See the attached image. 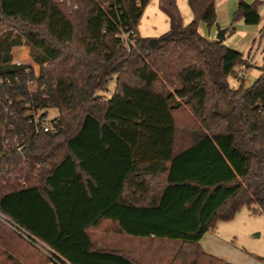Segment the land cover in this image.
Returning a JSON list of instances; mask_svg holds the SVG:
<instances>
[{
	"label": "trees",
	"instance_id": "obj_1",
	"mask_svg": "<svg viewBox=\"0 0 264 264\" xmlns=\"http://www.w3.org/2000/svg\"><path fill=\"white\" fill-rule=\"evenodd\" d=\"M150 1L0 0V264H233L200 240L264 214V59L247 86L250 54L199 31L216 0H188V24L158 0L171 28L142 36ZM262 3L238 0L233 22L259 24ZM53 107L54 131L26 114ZM109 220L150 241L142 257L97 244Z\"/></svg>",
	"mask_w": 264,
	"mask_h": 264
},
{
	"label": "rangeland",
	"instance_id": "obj_2",
	"mask_svg": "<svg viewBox=\"0 0 264 264\" xmlns=\"http://www.w3.org/2000/svg\"><path fill=\"white\" fill-rule=\"evenodd\" d=\"M254 1V0H253ZM188 2L180 3V12L182 14L184 24L191 22L193 14ZM188 6V7H187ZM264 6V5H263ZM262 6V7H263ZM263 22L258 32L252 31L253 28H257V25H247L245 22L241 21V24L248 26L250 29L251 39L249 40L246 34L242 32L238 33V43H234L233 38L234 31L239 28L236 23L233 22L230 30L224 36V44L235 48L241 52L246 51L245 55L250 54L252 62L254 63L252 67H246L245 65H238L237 71L245 75L246 85L250 86L260 75L259 66L263 63L264 59V8H261ZM242 26V25H241ZM139 31L142 36L147 37H160L164 31H169L171 28L169 17L164 13L158 6V0H151L150 3L145 8L143 16L139 23ZM227 28L226 26H221L217 29V24L212 28L215 35L219 33L220 30ZM209 31V27L207 26ZM241 30V29H240ZM239 30V31H240ZM249 34V35H250ZM241 40V42H240ZM248 42L250 43L248 46ZM250 51V53H249ZM13 59L14 61H21L23 63H30L32 59L29 54V47L24 45L23 47L13 48ZM35 71L39 70L37 64L33 65ZM230 85L236 86L238 80L235 76L230 75L228 77ZM115 90V79L111 80L109 83V91L102 93L106 95L107 98L111 97ZM41 112V111H40ZM59 115L57 108H50L47 113L48 120H53ZM118 227H116L117 229ZM216 235L222 240V245L220 246L221 256L224 260L231 262L233 264H264V214H254L249 208L243 206L239 209L235 216L228 221H219L214 228ZM116 239L119 242L127 241L123 234H117ZM117 241V242H118ZM149 243V240L145 241ZM161 247H166V245L160 243Z\"/></svg>",
	"mask_w": 264,
	"mask_h": 264
},
{
	"label": "crops",
	"instance_id": "obj_3",
	"mask_svg": "<svg viewBox=\"0 0 264 264\" xmlns=\"http://www.w3.org/2000/svg\"><path fill=\"white\" fill-rule=\"evenodd\" d=\"M176 1L178 4V7L180 6L181 2H183V3L188 2V0H176ZM247 1L252 2L253 0H247ZM261 1L263 3L261 5L259 11L261 14V18H262L261 23H262L263 17H262L261 8H264V6H263L264 0H261ZM187 5H188V3H187ZM237 8H238V0H216L217 29H219L221 26H226L227 27L226 34H227V32L230 30V27L232 26L233 15H234V12L236 11ZM241 21H243V20H240L238 23H236L237 26L239 25V28H236V30L234 31L235 36L233 38L235 39V42H234L235 44L238 43L237 42L238 38H236V37H238L237 35L239 32L246 34L248 36L249 40L251 39L250 38L251 34H252V36L254 35L253 33L250 32L251 28H249L248 26H245L244 24H241ZM261 23L257 26V28H253L252 31L258 32L260 27H261ZM213 27L209 28V31H208L207 24L204 22H200L198 29L203 35L208 36L209 38L215 39L216 35H215V32L213 33V31H212ZM166 32L167 31H164L161 34V36L163 34H165ZM139 33H140V31H139ZM160 37H158V38L151 37V38L158 40ZM240 42H241V40H240ZM249 44L250 43L248 42V46H249ZM243 53L245 54L246 51H243ZM249 53H250V51H249ZM116 227L117 226L112 221L109 220V222H107V224H105L104 226L103 225L92 226L90 228V232H91L93 239L97 242V244L99 246H108V247L116 248V249L119 248V249H122L125 252L129 253L132 256L142 257L145 254V251H147L149 249V246L145 242L146 239L121 233V234L125 235L124 238L128 239V240L124 241V242H119L116 239V237H118L117 234H119V233H115ZM200 245L206 253L215 255L219 258H222L221 250L219 249L220 246L222 245V240L220 239L219 236L216 235L215 229H212V230L206 232V234L200 240ZM151 256H152V253L149 254V258Z\"/></svg>",
	"mask_w": 264,
	"mask_h": 264
},
{
	"label": "built area",
	"instance_id": "obj_4",
	"mask_svg": "<svg viewBox=\"0 0 264 264\" xmlns=\"http://www.w3.org/2000/svg\"><path fill=\"white\" fill-rule=\"evenodd\" d=\"M24 45L18 46L23 47ZM16 63L20 64L23 63L21 61H15ZM26 114L30 116V122H33L38 129H42L44 131L50 132L54 131V126L52 120H48L46 115H43V111H32V110H27ZM20 149V147H19Z\"/></svg>",
	"mask_w": 264,
	"mask_h": 264
},
{
	"label": "water",
	"instance_id": "obj_5",
	"mask_svg": "<svg viewBox=\"0 0 264 264\" xmlns=\"http://www.w3.org/2000/svg\"><path fill=\"white\" fill-rule=\"evenodd\" d=\"M226 31H227V28L220 30L219 33L217 34L216 38L219 40L223 39L225 34H226Z\"/></svg>",
	"mask_w": 264,
	"mask_h": 264
}]
</instances>
